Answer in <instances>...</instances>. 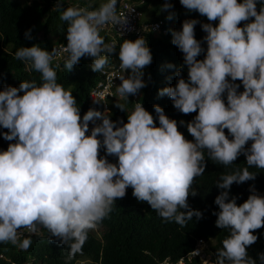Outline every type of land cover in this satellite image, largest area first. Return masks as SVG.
Returning <instances> with one entry per match:
<instances>
[{
	"label": "clouds",
	"instance_id": "9594fccd",
	"mask_svg": "<svg viewBox=\"0 0 264 264\" xmlns=\"http://www.w3.org/2000/svg\"><path fill=\"white\" fill-rule=\"evenodd\" d=\"M143 2L104 0L98 7L75 2L65 8L63 0H56L59 19L67 22V40L53 37L50 51L38 44L15 51L14 58L24 62L27 71L39 73L42 83L21 81L18 87L0 90V127L7 130L0 136L15 141L0 151V249L27 251L59 241L58 247L69 248L65 264H91L83 246L89 234L100 235L98 225L129 187L137 201L150 205L164 222L185 227L194 216L203 218L188 198L197 195L193 184L205 173V152L207 160L225 167L243 154L246 167L221 175L215 184L222 190L214 200L219 208L213 213L215 226L228 230L216 260L210 242L198 238L177 260L166 257L157 264H264V253L253 259L247 251L259 238L254 233L264 228V196L251 186L242 204L230 198L233 184L256 179L249 168L264 170V0H179L188 13L197 12L209 22L186 19L181 30H171V43L183 53V64L175 72V86L160 89L158 96L169 97L184 115L197 113L191 121H179L193 140L186 139L177 120L161 106L153 105L154 117L142 101L144 70L153 61L148 35L165 33L162 18L151 20L141 9ZM124 3L141 12L139 22L148 28L141 37L102 30L127 23L117 10ZM160 8L168 11L173 5L165 0ZM173 15L169 12L167 19ZM198 23L206 33L203 59H198L205 53L195 37ZM30 33L27 30L25 37L31 39ZM59 44H67L62 51L68 55L58 66L54 46ZM81 61L96 72L87 102L99 109L89 108L83 116L76 97L57 82L56 71H71ZM119 62L122 74L111 95L91 99L98 73ZM185 66L187 80L182 75ZM241 84L243 91H238ZM115 107L128 114L126 123L111 119ZM37 239H43L44 246L32 245ZM199 239L207 243L203 250ZM11 264L52 263L29 257Z\"/></svg>",
	"mask_w": 264,
	"mask_h": 264
},
{
	"label": "trees",
	"instance_id": "16d2710c",
	"mask_svg": "<svg viewBox=\"0 0 264 264\" xmlns=\"http://www.w3.org/2000/svg\"><path fill=\"white\" fill-rule=\"evenodd\" d=\"M75 2L87 7L99 6L98 0H63L65 8L74 6ZM168 2L173 5V8L166 14L171 12L174 15L171 20L167 17L162 19V30L165 33L148 35V46L153 61L144 70L147 86L141 89L143 91L142 101L145 109L154 117L156 114L153 105L161 106L170 119L177 120L178 128L186 139L193 140L186 126L179 125V121H191L197 113L189 115L180 113L173 107L171 99L167 96H158V91L164 87L175 86L177 83L175 72L183 64V53L171 43V30H181L182 23L186 19H197L201 23L209 21L197 12L188 13L179 0H168ZM164 3L165 0H144L141 9L151 20H155L160 16V7ZM55 4L56 0H0V90L6 86L18 87L21 81L35 80L37 85L42 83L40 74L27 71L24 62L14 58V53L20 47H30L33 44H38L39 47L50 51L53 37H56L59 42L67 40V22L59 19L61 11L54 8ZM212 23L215 26L218 21ZM29 29H31V39L25 37V32ZM205 35L206 33L198 23L195 26V37L202 42V47L205 49V53H202L198 59H203L206 54L207 44L203 41ZM168 64L174 67L168 68ZM56 71L57 82L76 97L81 116L89 108L99 110L97 106L87 102V94L95 82L96 72L88 68L83 61L71 71L65 68ZM182 75L187 80L186 66ZM235 83L240 84L241 82L236 81ZM238 91H243L242 84ZM224 98L226 102V95ZM114 110L116 112L112 114L111 119L123 120L126 123L128 114L116 107ZM156 124L159 126L158 118ZM4 131L7 130L0 127V133ZM225 133L228 134L227 130ZM231 138L229 135V139ZM14 142L6 141L0 136V151L6 150L8 144ZM250 145L251 141L246 147ZM100 155H105L103 149ZM205 158V173L197 177L193 184L197 195L188 198L190 207L200 210L203 218L197 220L194 216L185 227L175 222H164L150 205L137 201L132 195V188L129 187L126 196L116 201L113 211L98 225L100 235L89 234L83 246L84 256L91 257L93 261L91 264H97L99 260L101 264H157L166 257H171V261L177 260L195 246L196 239L205 238L210 242V250L216 260V251L222 248V241L228 235V230L215 226L217 217L213 213L218 212L219 208L214 200L222 191L215 184L221 175L246 167V157L241 154L234 164L228 167L207 160L206 152ZM249 171L257 173L254 181H247L240 185L233 184L230 189V198L237 197L238 205L247 200L251 194V186L255 187L259 195L264 196V170L249 168ZM254 234L259 238L255 244L248 247L247 251L253 259H257L258 253H264V228L257 230ZM59 243V241H49L46 247L39 249L31 246L27 251L11 246L7 249H0V264H11V261L24 262L29 257H38L39 262L44 263L65 264L62 259L68 261L69 248L63 244L58 247ZM257 264H259L258 260Z\"/></svg>",
	"mask_w": 264,
	"mask_h": 264
},
{
	"label": "built area",
	"instance_id": "2783aa9c",
	"mask_svg": "<svg viewBox=\"0 0 264 264\" xmlns=\"http://www.w3.org/2000/svg\"><path fill=\"white\" fill-rule=\"evenodd\" d=\"M117 10H118V14L126 16L127 23L124 26L108 25V26H105L102 30H113L114 33H116L117 35H121V36L134 33L136 37H141L142 32L147 31L148 29L147 26L139 22L141 18V12L137 10L136 5H130V4L124 3L121 6H118ZM110 42L112 41H108L106 43H110ZM66 45L59 44V45L54 46V48L59 50L57 55L54 57V61L58 66L60 65L62 61L66 59L68 55L67 53L62 51L63 47ZM121 74H122V70L120 68V62L117 64L111 63L107 65L103 72L98 73L99 79L96 83V86L91 91L90 98L93 100H96L98 98L103 99L104 95H111L112 93L111 88L115 86L117 83H119L120 80L118 77ZM104 106H106L105 103H104ZM198 242L203 243L204 241L202 239H199ZM200 256H203V255L200 253L199 257ZM179 261H177L174 264H179ZM184 264H185V260H184Z\"/></svg>",
	"mask_w": 264,
	"mask_h": 264
},
{
	"label": "rangeland",
	"instance_id": "374dc122",
	"mask_svg": "<svg viewBox=\"0 0 264 264\" xmlns=\"http://www.w3.org/2000/svg\"><path fill=\"white\" fill-rule=\"evenodd\" d=\"M128 1H131V0H128ZM100 3H102L103 1L101 0V1H99ZM167 13V11H160L159 12V15H160V17L162 18V19H164L165 17H167L169 14H166ZM64 65V64H63ZM36 244H38V245H40V246H44V241H43V239H37V240H35V241H33V243H32V245H36ZM206 246H207V243L205 244V243H202L200 246H199V249H204V248H206ZM2 248H7V246L6 245H4V246H1Z\"/></svg>",
	"mask_w": 264,
	"mask_h": 264
}]
</instances>
